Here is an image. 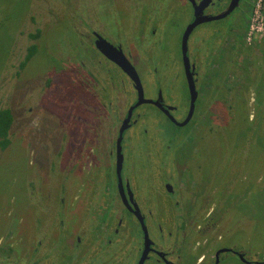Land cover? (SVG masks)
Segmentation results:
<instances>
[{"label": "rangeland", "instance_id": "1", "mask_svg": "<svg viewBox=\"0 0 264 264\" xmlns=\"http://www.w3.org/2000/svg\"><path fill=\"white\" fill-rule=\"evenodd\" d=\"M248 1L253 3V0ZM186 13L178 0H0V108L9 107L14 114L11 143L6 149H0V264H32L36 258V218L41 206L38 208L34 203L42 180L44 188L55 184L57 187L58 181L64 180L63 171L71 160L84 164L89 158L110 159V147L105 142H95L88 150L84 141L79 144L71 139L88 123L99 129L100 137L107 135L113 114H118L111 108H117L119 100L121 105L129 103L132 95L129 81L121 71L88 47L92 34L123 44L141 79L145 97H154L159 88L166 100L172 99L171 103L182 105L186 84L179 42ZM233 14L198 25L188 39L191 59L196 52L201 55L206 50V40L207 47L215 45L210 49L212 56L219 47L224 51L221 49V54H216L211 61L215 66L213 90L216 95L211 115L213 132L201 127L193 135L192 142L177 141L171 145L174 149L169 150L165 147L168 142L162 141L155 131L159 125L166 124L165 117L157 112L151 114L157 119H147L128 133L133 139L125 151L129 153L127 159L135 163L132 180L137 179L139 194L144 192L141 199L153 240L162 239L161 231L175 228L179 216L184 215V210L175 207L173 198L164 196L159 190L163 174L171 171L170 168L179 174L173 165L175 159H183L182 174L187 176L182 184L195 173L205 178L210 187L215 183L221 185L218 188L224 183L228 185L230 196L227 199L230 201L225 207L215 202L210 216L213 224L205 227L203 237L213 242L204 249L206 258L211 260L216 247L222 244L221 235L226 245L244 252L246 259L264 260V99L260 112L254 117L258 125L255 133H250L249 127L246 131L250 134L245 132V138L237 134L240 130L237 127L248 123L253 110L251 103L254 101L250 97L254 94L249 96L251 90L245 91L244 87L249 84L247 80L254 78L248 79L245 75L256 74L254 88L264 97V68L257 72L263 64L262 44L247 50L236 47L231 56L229 49L235 44L223 47L226 45L222 40L224 35L218 34L217 29L228 23ZM154 23L157 29L152 28ZM153 30L157 33L151 36ZM143 32L144 38L140 37ZM243 36L239 33L236 43ZM149 40L156 47H149L152 50L147 59L142 52ZM31 45L36 47L35 53L24 67H20ZM103 69L112 78L105 77ZM208 85V81L204 82L203 90L207 91ZM97 90L101 94L103 90L108 91L113 97L106 99L101 94H93ZM92 96L102 97L106 104L103 111L95 105ZM207 97L206 94L202 101ZM143 109L153 110L150 105ZM145 126L148 134L141 132ZM248 137L252 141L244 145ZM59 148H63V152L57 158L53 153ZM145 159L148 164L144 163ZM59 166L64 170L57 169ZM103 181L100 171L90 185L82 187L83 194L90 193L83 201L86 209L81 210V220L86 221L89 228L93 226L89 207ZM217 198L222 202V195ZM51 199H55L54 195ZM186 203L182 207L187 208ZM56 204L46 210L56 214L57 222L63 212ZM206 215L200 212L199 220ZM50 222L48 217L44 219L47 233ZM55 227H52L51 237L58 244L61 228ZM134 230L127 229L126 235L117 238L116 248L95 244L93 252L86 250L85 255L91 257L87 264H132L138 244ZM55 254L51 251L50 258H45L41 264H58ZM224 259L227 260L224 264H244L231 252L224 253Z\"/></svg>", "mask_w": 264, "mask_h": 264}, {"label": "flooded vegetation", "instance_id": "2", "mask_svg": "<svg viewBox=\"0 0 264 264\" xmlns=\"http://www.w3.org/2000/svg\"><path fill=\"white\" fill-rule=\"evenodd\" d=\"M241 2L242 4L240 6ZM252 2L253 3L250 4L248 0H238L236 5L229 12H227L231 0H178V4L181 5L182 8H184V10L187 12L185 14L187 18L186 23L181 33L179 42L180 57L183 64L186 84L185 100L182 105L171 103L172 99L166 100L159 88L156 89V95L154 97H145L141 79L137 73L136 67L133 64L130 55L126 53V49L123 44L112 42L97 33L92 34V40L90 39L91 43H88V47L95 50V52H97L100 57L104 58V61H108L121 71L122 75L126 77L125 79L129 81V84L132 88V95L129 98V103H123V105H121L120 103L122 102H120L119 100L118 103H116L117 108L110 107L112 111H118V114H113L109 127L107 126V135H105L104 137H100L99 129L95 126L92 128L91 124L88 123L83 130L76 132L73 135V138H71L73 139V141L79 144L81 141H84V145L88 147V150H91L92 146H95V142H105L110 147V159H102V156H100L99 159L89 158L83 161L84 164L79 160H77V162L75 160H71L66 170L61 168V166L57 167V169L61 168L64 170V180L58 181L57 187L55 184L50 188H44L42 186V180L41 186L35 193L34 204H37L38 208L39 206H41V209L36 218L38 238L36 247L34 248L36 258L33 259L32 264H41V262L46 261L44 259L50 258L51 251H54L56 253L55 258L58 261V264H76L79 262L87 264L91 257L88 258L85 255L87 254L85 252L86 250H90L91 252H93V246L95 244L101 247L109 246L112 248H116L117 238L122 237V235H126V230H130L131 228L132 230H137L134 231L137 232L136 236L138 238L136 254L132 264H139L141 258L143 259L142 264H224L225 262H227V260L224 259V253L226 252L233 253L235 257L244 264H264V260L246 259L244 252H240L238 248L234 246L226 245V242L222 241L221 235L219 236V240L220 242H222V244L216 247L211 260H208V258H206L204 249L208 244L210 245L213 242L209 240V237L208 239L203 237V234H205L206 231L205 227L207 226V224H213V222H210V220H212L210 216L212 214V211L215 209V202H220L222 204V207H225L227 202L230 201V198L227 199V197L230 196L227 190L228 185L224 183L222 185V188H218L221 187V185L215 183V185L210 187L208 186L205 178L195 173L194 175L191 174L190 178L185 180L186 184H182L181 181H184L183 179L187 176V174H182L183 159H175V162L174 159H168L170 163H175L173 165L174 169L177 168L179 174H176L174 171H172V168H170L171 171L164 173L160 178L159 190L160 192H163L164 196H171L174 200V205L177 210H184V215L181 214L179 216L180 219L177 221L175 228L171 230L161 231L162 239H159L160 237L158 238V236H156L155 238H158V240H153L149 235L150 229L149 225L147 224L148 215H146L145 213V204L143 203V199H141V195L144 194V192H141L139 194V183L137 179L135 181L132 180L133 166L135 165V163L133 159H127L129 158V153L125 151L126 146H131V141L133 139L131 137V133L133 128L140 126L142 123H144V121H147V119L150 121L152 119H157L156 117L151 116V114L157 112H160L165 117L166 124L163 123L159 125L158 127H156L155 131L157 132V134H160V138L162 141H164L165 143L168 142L165 147L169 150L174 149H172V146L177 141L178 143L192 142L193 135L197 134V130H199L201 127L206 129V132H213L214 123L212 126L211 121H213V119H211V115L213 112L212 109L215 105L214 102L216 95H214L213 90V86L215 83V66L212 63V58L214 60V56L220 53L221 49L223 51V48L219 47L218 51H216L214 56H212L210 49H214L213 46L215 45L213 44L211 48L207 47L206 40L204 43V49L206 50H203L201 55L196 52L193 59H191L189 56L188 39L191 32L198 25L228 17L234 12L232 19L228 23L223 24L219 29H217L218 34H220L221 36L224 35V38H222V40H224V44L226 45H224L223 47L227 48L228 46L231 47L235 44L234 48L229 49V52L232 56L235 53L236 47H242L241 49L247 50L248 48L254 49V47L258 46L259 43L262 44L260 53L263 57V64H261V66L257 69V72L263 70L264 0H253ZM236 8L238 9L235 11ZM195 14L198 17L208 16L217 18H212L210 20L198 23L191 29L187 37L185 52L189 63V69L192 72L193 91H191L183 62L182 37L187 26L194 20ZM256 15H258V17H256ZM145 26L144 29H147V25ZM156 26L157 24L154 23L152 28ZM156 33L157 30H153L151 36L156 35ZM239 33L244 34V39L242 38L238 43H236L235 40ZM141 36H143L144 38V32L140 35V37ZM228 38H231L230 41L226 40ZM100 39H104L106 42L112 45V47L108 45H101V47L98 46L97 41H99ZM154 45L155 43L150 40L146 44V48L142 52L145 58L148 59V57L151 55L150 52L152 49H150L149 47H153ZM31 46L35 47V45ZM29 48L30 46L28 47L27 54L29 52ZM112 49L120 51L123 54L124 58L131 65V67H133L139 80L142 98L148 100L136 105L132 109L130 114V108L138 101L139 93L136 88V82L133 77L129 73H127L121 67V65L117 63L116 60H114L115 56ZM84 50H86V48ZM129 50H131L130 47ZM212 52H214V50ZM92 55L94 56V54ZM25 57L23 60H25ZM29 59L26 62H28ZM103 71L106 73L104 69ZM247 73L249 72H245V74ZM245 76V78L248 79L254 78L247 80L249 84L244 87L245 91L246 89L251 90L252 93H249V96H251V94H254V97H250L254 102L252 101L253 103H251L253 110L249 115L248 123L244 125L240 124L241 126L237 127L240 129L239 131H237V134L239 136L244 135V138L246 133H255L256 126L258 125L256 124V122H254V117L260 112L259 107L261 106V104L263 105L262 102L264 99V97L261 96L260 93H257L254 88L257 78L256 74L252 75V73H249ZM105 77H108L107 73ZM202 79L204 81H202ZM218 79L220 80L221 76H219ZM206 81H208L209 84L207 91L203 90L204 87L202 86ZM101 85H103V82ZM158 85L160 84L158 83ZM99 92L100 91L97 90V92H94L93 94H101ZM206 94L208 96L207 99L202 101V99L205 98ZM101 96L106 97V99L109 96L113 97L110 92L105 90H103ZM101 96L100 98H97V96L92 97L95 105L101 108V111H103L102 108L106 104L103 102ZM114 96L116 97V94ZM145 105L152 106L153 110L150 111L148 109H143V106ZM3 108H8L12 114V124L10 126V129L8 130V138L10 140V144V131L14 122V114L9 107H1L0 109ZM206 112L207 114L205 116ZM92 116H89L88 118L91 119ZM97 117L99 118L98 115ZM122 127L123 130L122 132H120ZM249 127L251 130L250 133L246 131ZM130 131L131 133L129 136L128 133ZM148 131L149 129L145 126L144 130L141 132L148 134ZM82 132H84L83 135ZM79 136L83 139H79ZM247 140L248 141H246L244 145H249V142L252 141V139L249 140V137L247 138ZM7 147H0V149L4 150ZM118 148L120 151L121 159H118ZM73 150L74 152H76V149ZM62 152L63 148H61V150L59 148L58 151L53 153V155L55 154L58 158L62 155ZM156 160L157 162L160 161V159ZM177 160L179 161V164ZM144 163L148 164V159H145ZM100 171L101 175L104 176V181L101 182V189L94 193V201L90 204L89 207L91 208V211L89 212L92 218L91 225H93L92 228H89L90 225L86 224V221L81 220V214L83 213L81 212V210L86 209L83 201L86 197H90V193L89 191L88 193L86 191L83 194L82 191H84V189H82V187L86 184L90 185L94 181V178L99 175ZM53 187L55 188V190H52ZM216 190H218V193H215ZM39 194L40 197H37L39 196ZM53 195L55 197L54 200L56 201L51 199ZM221 195L223 199L222 202L218 200V198L216 199V196ZM185 202H187V208L182 207L185 205ZM55 203H57L55 206L59 205V209H61V211L63 212L62 216L57 222L55 219L56 214L48 213V211L46 210V207L49 208ZM200 212H206L207 215L206 217H203V219L199 220ZM147 214L150 215V212H147ZM46 217L51 220L49 224V233H47V228L45 227L44 223V219ZM140 218L142 219V221L140 220ZM58 225L61 228V239L59 241L60 243L57 244L51 237V231L53 230V226H56L55 228H57ZM67 225H69V227ZM143 226L146 229L148 236L147 244L145 241ZM56 245L58 248H55ZM240 255H242V258L240 257ZM97 259L101 258L97 257Z\"/></svg>", "mask_w": 264, "mask_h": 264}, {"label": "water", "instance_id": "3", "mask_svg": "<svg viewBox=\"0 0 264 264\" xmlns=\"http://www.w3.org/2000/svg\"><path fill=\"white\" fill-rule=\"evenodd\" d=\"M238 0H231V3L229 5V8L227 10V12H229L237 3ZM212 18H217V17H208V16H203V17H198L196 14H195V18L194 20L187 26L184 34H183V37H182V51H183V62H184V66H185V71H186V76H187V79H188V82H189V87L191 89V91H193V80H192V72L190 71L189 69V63H188V60H187V56H186V41H187V37L191 31V29L197 25L198 23L200 22H203V21H207V20H210ZM97 44L98 46L101 47V45H108L110 47H112V45H110L108 42H106L104 39H100L99 41H97ZM111 49V48H110ZM113 50V49H112ZM114 51V60L117 61L118 64L121 65V67L127 72L129 73L133 79L135 80L136 82V88L138 90V101L136 102L135 105H133L130 110H129V114L131 113L132 109L142 103L143 101H148V100H145L142 98V95H141V88H140V84H139V80H138V77L133 69V67H131V65L128 63V61L124 58L123 54L120 52V51H116V50H113ZM123 130V127L121 129L120 132H122ZM118 152V159H121L120 158V151H119V148L117 150ZM140 220L142 221V219L140 218ZM143 229H144V233H145V241H146V244L148 242V236H147V232H146V229L144 228L143 226ZM240 257L242 258V255H240ZM143 262V259L141 258L139 264H142Z\"/></svg>", "mask_w": 264, "mask_h": 264}, {"label": "trees", "instance_id": "4", "mask_svg": "<svg viewBox=\"0 0 264 264\" xmlns=\"http://www.w3.org/2000/svg\"><path fill=\"white\" fill-rule=\"evenodd\" d=\"M35 47L30 46L29 52L20 63V67H23L26 64V61L34 54ZM12 124V114L8 108L0 109V147L5 148L9 145L8 130Z\"/></svg>", "mask_w": 264, "mask_h": 264}, {"label": "built area", "instance_id": "5", "mask_svg": "<svg viewBox=\"0 0 264 264\" xmlns=\"http://www.w3.org/2000/svg\"><path fill=\"white\" fill-rule=\"evenodd\" d=\"M256 17H258V15H256Z\"/></svg>", "mask_w": 264, "mask_h": 264}]
</instances>
